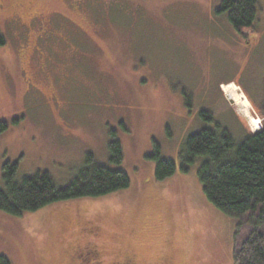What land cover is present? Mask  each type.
Listing matches in <instances>:
<instances>
[{
    "label": "rangeland",
    "instance_id": "obj_1",
    "mask_svg": "<svg viewBox=\"0 0 264 264\" xmlns=\"http://www.w3.org/2000/svg\"><path fill=\"white\" fill-rule=\"evenodd\" d=\"M221 3L0 0V125L8 124L0 189L6 162H18L17 180L46 171L65 186L87 153L131 179L105 196L22 215L0 210V254L11 264H112L120 245L137 248L142 264L165 255L173 264H234L250 226L208 200L198 173L205 158L182 156L203 128L219 123L238 144L264 123V0L243 32ZM112 140L123 146L120 164L110 160ZM156 144L176 164L163 180Z\"/></svg>",
    "mask_w": 264,
    "mask_h": 264
},
{
    "label": "trees",
    "instance_id": "obj_2",
    "mask_svg": "<svg viewBox=\"0 0 264 264\" xmlns=\"http://www.w3.org/2000/svg\"><path fill=\"white\" fill-rule=\"evenodd\" d=\"M259 0H222L218 12H227L229 21L239 32L255 27ZM7 43L0 26V46ZM190 97L187 105L191 106ZM264 116V109H259ZM205 120L214 122L212 113L203 111ZM264 122V121H263ZM8 127L0 125V132ZM116 137V134H113ZM110 160L120 164L124 159L119 140L109 143ZM205 160L199 168V178L208 200L227 214L244 217L249 224L247 238L236 245L234 264H264V123L260 130L247 133L236 143L230 131L219 123L214 128H203L186 139L182 156L193 162L197 156ZM156 160L155 177L163 180L176 171L174 161L161 156L159 145L151 156ZM18 162L3 165L5 189H0V210L12 215L36 211L56 202L84 197H100L131 186L129 175L111 169L87 153L85 163L65 186H59L46 171L16 179ZM239 233V230H238ZM0 264H11L0 254Z\"/></svg>",
    "mask_w": 264,
    "mask_h": 264
},
{
    "label": "flooded vegetation",
    "instance_id": "obj_3",
    "mask_svg": "<svg viewBox=\"0 0 264 264\" xmlns=\"http://www.w3.org/2000/svg\"><path fill=\"white\" fill-rule=\"evenodd\" d=\"M134 228V227H133ZM131 229L132 231L134 229ZM118 256L113 260L112 264H142V259L137 248L124 249L121 247L118 249ZM145 264V263H143ZM156 264H173L169 258V255L162 257Z\"/></svg>",
    "mask_w": 264,
    "mask_h": 264
},
{
    "label": "bare ground",
    "instance_id": "obj_4",
    "mask_svg": "<svg viewBox=\"0 0 264 264\" xmlns=\"http://www.w3.org/2000/svg\"><path fill=\"white\" fill-rule=\"evenodd\" d=\"M231 88L234 89V92L237 94V91L235 90V88H234L233 86H231ZM241 91H242V90H241ZM242 92H243V91H242ZM238 95L241 96V97H243V99L246 101V104H247L248 107L251 106L250 101L248 100V98H246V96L241 95V94H238ZM248 107L245 108V113H246L245 115L248 116V117L250 118V120L253 121V122L255 123L254 120H256V119L253 118L252 115H249V108H248ZM247 114H248V115H247ZM258 120H259V119H258ZM255 125H256V124H255ZM255 125H254V126H255ZM258 125H259V124H258ZM258 125H257V128H258ZM255 128H256V127H255ZM257 128H256V129H257Z\"/></svg>",
    "mask_w": 264,
    "mask_h": 264
},
{
    "label": "water",
    "instance_id": "obj_5",
    "mask_svg": "<svg viewBox=\"0 0 264 264\" xmlns=\"http://www.w3.org/2000/svg\"><path fill=\"white\" fill-rule=\"evenodd\" d=\"M231 99V98H230ZM231 103H234V100L233 99H231Z\"/></svg>",
    "mask_w": 264,
    "mask_h": 264
}]
</instances>
